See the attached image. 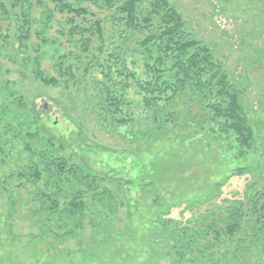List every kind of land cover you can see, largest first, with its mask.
<instances>
[{
  "label": "trees",
  "instance_id": "1",
  "mask_svg": "<svg viewBox=\"0 0 264 264\" xmlns=\"http://www.w3.org/2000/svg\"><path fill=\"white\" fill-rule=\"evenodd\" d=\"M85 3L107 13L100 16ZM54 26V33L65 38L71 50L56 47L58 41L49 36ZM32 37L38 40L33 45L36 53L40 45H54V75L45 73L36 54L29 58L33 78L47 86L90 91L97 97L99 118L112 129L114 124L122 129L118 137L141 138L142 144L165 139L181 121L179 112L169 108L188 92L206 122L184 139L195 134L221 138L239 160L257 151L255 132L241 103L242 89L229 81L209 46L186 29L169 0H0V56L12 59L27 52ZM128 59L139 63L144 78L128 66ZM94 72L101 75L99 81L89 79ZM7 84L2 87L8 89ZM132 87L142 95L145 109L152 111L145 122L149 127L141 128L139 122L136 131L132 127L128 131L133 118L125 99ZM7 95L13 98L14 110L0 106V121L8 116L0 132V167L8 168L2 173L0 192L10 196L13 190L8 186L17 182L13 186L23 189L34 206L29 208L32 217L39 215L41 227L60 238L82 228L87 193L92 204L116 209L103 177L86 172L62 153V144L39 133L22 95L12 91ZM244 169L235 163L217 183V194ZM26 184L33 190L25 189ZM123 185L132 194L140 183L117 184ZM171 211L157 214L155 223L165 232L162 255L171 256L174 264H264V185L247 184L241 193L211 202L185 222L172 221Z\"/></svg>",
  "mask_w": 264,
  "mask_h": 264
},
{
  "label": "rangeland",
  "instance_id": "2",
  "mask_svg": "<svg viewBox=\"0 0 264 264\" xmlns=\"http://www.w3.org/2000/svg\"><path fill=\"white\" fill-rule=\"evenodd\" d=\"M169 2L192 36L209 46L229 81L242 89L241 103L255 132L257 151L239 160L221 138L195 134L184 139L191 129L206 122L188 92L169 108L179 112L181 121L165 139H149L142 144L141 138L118 137L122 129L116 124L112 129L99 118L97 97L90 91L47 86L33 78L29 58L36 54L45 73L54 75V45H40L36 53L33 45L38 40L32 37L27 52L12 59L0 56V106L6 104L3 108L14 110L13 98L5 94L12 91L22 95L29 112L35 115L39 133L62 144V153L86 172L103 177L116 209H108L109 204H92L87 193L82 228L71 229V234L60 238L41 227L39 215L32 217L29 208L34 206L23 189L13 186L17 182H6L13 191L10 196L0 192V264H174L171 256L162 255L167 243L163 241L165 232L155 223L157 214L172 210V221L185 222L211 202L241 193L247 184L264 185V0ZM85 4L100 16L107 13ZM56 28L49 31L58 41L55 46L61 51L71 50L65 38L54 33ZM127 63L137 76L145 77L139 63L132 64L130 59ZM6 69L10 71L6 73ZM76 74L80 78V72ZM89 79L99 81L101 75L94 72ZM6 81L8 89L2 87ZM125 99L133 118L128 131L131 127L136 131L139 122L141 128H148L145 122L151 119L152 111L145 109L136 87L127 89ZM7 117L0 121V132ZM237 162L245 167L244 173L231 178L217 194V183ZM6 170L0 167V181ZM129 180L140 183L132 194L125 185L117 186ZM145 183L149 185L143 187ZM25 189L33 190L28 184Z\"/></svg>",
  "mask_w": 264,
  "mask_h": 264
}]
</instances>
